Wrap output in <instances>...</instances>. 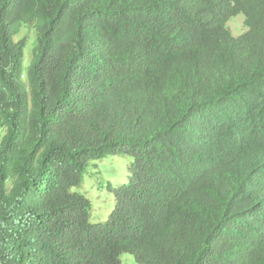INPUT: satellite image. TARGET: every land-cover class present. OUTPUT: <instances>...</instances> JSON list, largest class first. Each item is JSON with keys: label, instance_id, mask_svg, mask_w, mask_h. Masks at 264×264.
Returning a JSON list of instances; mask_svg holds the SVG:
<instances>
[{"label": "trees", "instance_id": "obj_1", "mask_svg": "<svg viewBox=\"0 0 264 264\" xmlns=\"http://www.w3.org/2000/svg\"><path fill=\"white\" fill-rule=\"evenodd\" d=\"M1 127L0 264H264V0H0Z\"/></svg>", "mask_w": 264, "mask_h": 264}, {"label": "rangeland", "instance_id": "obj_2", "mask_svg": "<svg viewBox=\"0 0 264 264\" xmlns=\"http://www.w3.org/2000/svg\"><path fill=\"white\" fill-rule=\"evenodd\" d=\"M243 16L237 14L228 22V28L233 35L243 30ZM25 37L24 68L28 66L33 56L35 46V31L32 27L21 26L20 32L15 36L18 40ZM5 134V128H0V141ZM133 158L127 153L109 155L90 162L82 175L80 185L74 188L90 200L89 221L91 223L105 221L114 207L113 188L126 183ZM9 183V182H8ZM122 264H139L134 256L124 252L120 255Z\"/></svg>", "mask_w": 264, "mask_h": 264}, {"label": "clouds", "instance_id": "obj_3", "mask_svg": "<svg viewBox=\"0 0 264 264\" xmlns=\"http://www.w3.org/2000/svg\"><path fill=\"white\" fill-rule=\"evenodd\" d=\"M234 16H236V15H233V16H231V15H228L225 19H224V22H223V25L225 26V28L227 29L228 28V22L230 21V19L232 18V17H234ZM242 24H243V21H242ZM243 27H244V30L240 33V34H242L245 30H246V28H245V26H244V24H243ZM229 29V28H228ZM230 31V30H229ZM231 32V31H230ZM231 34H232V32H231ZM240 34H238V35H240ZM233 35V34H232ZM238 35H233V36H238ZM125 153V152H124ZM118 154V153H117ZM128 154V153H127ZM109 155H115V154H109ZM109 155H105L104 157H106V156H109ZM131 156V155H130ZM104 157H102V158H104ZM132 157V156H131ZM101 159V158H100ZM98 160V159H97ZM96 161V160H95ZM93 162V161H92ZM133 162V161H132ZM90 164V163H89ZM88 167V166H87ZM130 168H131V166L129 167V173H128V176H127V180H128V178H129V176H130ZM82 175H83V173H82ZM116 188V187H115ZM115 188H113V190L115 189ZM114 197V196H113ZM128 253V252H127ZM129 254H131V253H129ZM132 255V254H131ZM119 259H120V256H119ZM135 259V258H134ZM121 261V260H120Z\"/></svg>", "mask_w": 264, "mask_h": 264}]
</instances>
